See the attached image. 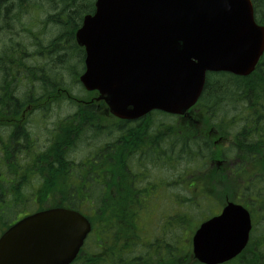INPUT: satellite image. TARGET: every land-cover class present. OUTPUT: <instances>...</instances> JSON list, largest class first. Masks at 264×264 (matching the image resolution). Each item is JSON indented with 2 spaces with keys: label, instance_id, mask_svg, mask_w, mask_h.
<instances>
[{
  "label": "trees",
  "instance_id": "16d2710c",
  "mask_svg": "<svg viewBox=\"0 0 264 264\" xmlns=\"http://www.w3.org/2000/svg\"><path fill=\"white\" fill-rule=\"evenodd\" d=\"M17 1L13 4L11 0H0V13L5 10L11 14L16 12L14 20L20 23L21 19L17 18L28 13L29 0ZM252 1L257 22L264 26V0ZM54 2L60 4L55 5ZM47 4V16L43 22L54 26L56 35L44 46L43 36L48 27L41 22V31L31 33L29 37V44L36 49L25 51L27 59L40 64L30 65V61L21 59L18 47L10 49L16 54L11 67H6L7 62L3 56L0 57L4 63L0 81V199L7 191H16L18 195L14 198L20 201L11 206L21 205L22 210L35 206L37 209L43 208V202L49 197L64 195L71 188L83 190L86 186L97 187L101 200L98 214L103 215L100 207L110 206L114 215L104 222L99 218L104 230L112 229L116 234L114 245L119 250L114 264H190L189 250L184 247L186 233L191 229L188 211L193 205L198 206L201 219L205 218L219 205L211 201L213 198L227 199L232 196L233 200H241L264 212V56L250 77L239 78L223 73L208 75L197 107L205 123L202 128L191 122L182 126L176 117L161 113L149 116L155 120L152 124L156 131H144V134L157 141L154 149L152 143L149 148L142 147L139 141L136 144L134 136L130 137L133 140H127L125 147L122 142L125 138H121L123 123L117 122L111 129L104 130L99 124H94L95 120L89 121L90 117L96 118L94 115H87V111L83 110H80L77 130L74 126L77 113L52 129L47 125L34 126L36 116L49 110L42 108L35 113L37 104L47 103V98L56 88L53 86L50 92L51 74L59 68L53 64L56 61L51 57L59 56L63 71L67 70L64 64L72 61L83 65L84 52L77 45L75 35L84 16L95 12L94 0H48ZM45 59L47 61L43 64ZM73 79L77 81L78 76ZM59 80L60 75L55 77V81ZM41 94L42 97H39ZM28 106L36 109L28 110ZM221 111L227 114L218 119ZM160 117L173 121L165 123ZM4 127L8 130H3ZM212 128L222 138L221 145H216L209 136ZM44 131H47L48 139H45ZM90 143L96 153L76 163L72 159L73 150L81 145L90 146ZM125 150L130 161L140 158L135 164L138 170L132 171L129 176L145 173V170L162 173L159 170L165 169L167 173L154 181L151 189H146L149 186L146 183L133 179L127 182L120 167ZM143 150L155 152L147 158ZM184 156L189 161L187 171L179 169ZM206 158L207 161L221 159L224 166L219 170L211 167L204 175L210 185L200 179L195 193L191 190L195 184H190L188 179L195 174L194 167L204 165ZM167 176L173 178L174 188L181 187L185 195L175 194L176 205H181V208L160 225L156 222L158 204L153 197L155 191L160 197L164 195L158 184L165 185L163 193L166 194ZM198 177L196 174L193 178ZM204 187L210 190L203 192L201 189ZM218 188L223 193H217ZM229 189H238L236 196ZM148 190L152 194H147ZM38 200L41 203H35ZM0 205L6 207L8 204L0 202ZM187 205H192L188 211L184 209ZM2 207L0 225L4 227L13 222L14 215L8 219L10 211ZM259 238L264 241V233ZM259 238L257 236L255 240L261 242ZM181 259L187 262H181ZM92 263L101 264L100 256L87 259L84 264Z\"/></svg>",
  "mask_w": 264,
  "mask_h": 264
},
{
  "label": "water",
  "instance_id": "95a60500",
  "mask_svg": "<svg viewBox=\"0 0 264 264\" xmlns=\"http://www.w3.org/2000/svg\"><path fill=\"white\" fill-rule=\"evenodd\" d=\"M76 39L87 53L82 84L100 91L121 119L153 110L184 115L200 99L207 72L248 77L264 55L251 0H97ZM251 228L249 212L228 204L196 232L195 258L234 259ZM90 230L77 212H39L3 235L0 264H70Z\"/></svg>",
  "mask_w": 264,
  "mask_h": 264
},
{
  "label": "rangeland",
  "instance_id": "374dc122",
  "mask_svg": "<svg viewBox=\"0 0 264 264\" xmlns=\"http://www.w3.org/2000/svg\"><path fill=\"white\" fill-rule=\"evenodd\" d=\"M56 1L60 2V0H56ZM17 2H18L17 0H11V3H13V4H15ZM47 2H48V0H29L28 1L29 13L27 15H25L24 17H23V15H21L19 18H17L18 20L21 19L20 23H17L14 20V19H16V18H14V17H16V12L11 14V13H8L7 10H5V11H2L0 13V53H2L1 51L5 48H8V49L12 48L15 50L18 47V51L20 53H23L25 51H34L36 49L35 47H33L29 44L30 43L29 37H30L31 33H38L41 31V26L39 25L38 22L45 19L47 16V13L44 12V10L47 7H49ZM53 4L59 5L60 3L54 2ZM39 5H42V7H43L42 10L35 8V7H38ZM55 35H56L55 29L48 28L45 31L43 38L50 39V38L55 37ZM57 57H59V56H56L54 58L51 57V60L54 59V61H56V63L53 62V64L55 66L61 67V65H63V64L58 60ZM64 65L66 66L65 68L67 69L66 73L70 77H74L75 75H80L82 72V68H81L80 63H78L76 61H72V62H69V63L64 64ZM67 83H69V88L74 92V94H76L78 96L79 95L83 96V93L80 91L78 86L74 85L73 82H70L69 80H67ZM23 91L24 90H21V92H23ZM72 113H74V109H72L68 106H62V107H59L57 109L54 108L52 110V113L50 114V116H51L50 121L52 123H54V122L58 121L59 119L66 118L67 116H69ZM226 114H227V112L221 111L218 114V119L223 118L224 116H226ZM159 119L163 120L165 123H171L173 121L172 119L167 118V117H160ZM3 130H8V129L4 127ZM212 136L215 137V142H217L218 137L214 134ZM88 152L89 151L86 148V146L82 145L75 151V153L73 154V158H75L77 161H79L80 160L79 158L86 156L88 154ZM207 160L208 159L206 158V163H205L206 166L205 167H204L205 164L204 165L202 164L198 167H194L196 169V172L191 178L189 177V179H188L189 181L191 180L190 184L192 182L195 184L194 188L193 189L191 188V190L195 193H197V189H196L197 185L196 184L199 182L200 179L206 180L207 185H210V182L208 184V180L204 177V175H206L208 173V171L210 169H212L211 167L215 166V165H212V163L214 161H217V160H213V161H211V160L207 161ZM179 169L184 170V171H187L189 169V161H188L187 156L182 157L181 162L179 164ZM199 169H201V170H199ZM159 171H161L164 174H162L160 172H157L155 174H151L150 176H151L152 180L160 179V178L164 177L165 174L167 173V171L165 169L159 170ZM196 174L200 177L193 178ZM201 190H203V192H204V191H209L210 189H209V187H206V188L204 187ZM174 191H175L174 192L175 194L185 195V192L182 190L181 187L176 188V186H175ZM211 191H213L212 188H211ZM228 191H232V194L234 196H236V192H238V189L237 190L229 189ZM224 192H226V191H224ZM217 193H223L221 188H218ZM227 195L229 196V193ZM227 199L233 200L235 198H232V196H229V198H227ZM213 200H214L213 201L214 203H216V202L218 203L219 201L223 202L226 199H215V198H213ZM164 202H165L164 204L158 206V212H157L158 219H159V221H161V223L164 221V216H166V214L169 211H171L173 213L174 211L177 212V210H179L181 208V205L170 204L166 200H164ZM219 204H221V203H219ZM187 206H184V209H187V211H188V209L192 205H187ZM167 207L169 209H167ZM110 208H111L110 206L100 207V209L103 211L102 212L103 215L101 216L102 222L106 221L110 217L111 218L114 217V215L110 211ZM250 209L253 212L255 219L260 222L258 228L260 230V236H261L264 233V212L259 207H255L253 205H250ZM33 210H36L35 206H28L26 209H23L20 211H27L28 212V211H33ZM199 210H200V207L193 205L188 211L190 216H191L190 223H189V226L191 227V229L189 228L188 232L186 233V240L187 241L192 240V238L195 234V232H193V231L198 227V225L200 223L199 219H201V212H199ZM155 218L157 220L156 216H155ZM183 239L185 240V238H183ZM104 241L106 243H108V241H106V240H104ZM91 244H92V241L89 243L88 247H90ZM185 244H188V242H186ZM118 250H119V248L115 247L112 250V252L115 255H117Z\"/></svg>",
  "mask_w": 264,
  "mask_h": 264
},
{
  "label": "flooded vegetation",
  "instance_id": "af4514ba",
  "mask_svg": "<svg viewBox=\"0 0 264 264\" xmlns=\"http://www.w3.org/2000/svg\"><path fill=\"white\" fill-rule=\"evenodd\" d=\"M56 95H52V99H56ZM97 97V96H96ZM96 98L93 101H89L86 103V111H88L89 115H96V113L99 114H107L108 115V111L106 106L104 105L103 102H98L96 101ZM45 104H41V107H43ZM80 113L78 114L77 118H74V126L75 129H79V117H80ZM181 120V118H179ZM95 120L96 122L94 123L96 126L102 125L101 123V119H94L92 117H90L89 121ZM119 122L123 123L122 125V133L123 135H121V138H125L122 139V142L124 144V146L126 147L127 143H128V139L133 140L132 138H130L131 136L135 137L134 142L136 144H138V141L141 143L142 147L145 148H149L150 143H152V147L153 149L157 146V141H155L154 137H149L148 135L144 134V131H156V128H154V124H152V122H155L154 119H151L149 116H146L144 118H140V119H136V120H120ZM151 122V123H150ZM153 126V127H152ZM104 128L106 129L107 126H104ZM142 136V137H141ZM141 137V139L139 140V138ZM143 152L146 154V157L148 158L150 155H154L155 150H143ZM157 154V153H156ZM127 150L124 151V155H123V165H120L122 171L125 173V179H127V182L129 179H133L136 180L138 183H146L147 185L149 184L148 187H146V189H151L152 184H151V172L149 170H145V173H141L138 175H133V176H129V174L132 173V171H137L138 168L135 165L138 160L140 161L139 157L133 158L131 161L128 159L127 156ZM87 187V186H86ZM72 191L71 194H69L68 196H62L61 197V203L62 204H73V203H81L82 200H84V202L88 203V204H97L101 201H95L93 198H90L88 195L84 194L82 191H79V189L77 188L76 190H74L73 188L70 189ZM148 194V191H147ZM84 196V197H82ZM159 198V197H158ZM160 199V198H159ZM8 199L2 198L0 199V202H7ZM253 226H256L255 221L253 220ZM107 261L109 262V259L114 257L115 254L114 253H110L108 252L106 255ZM117 264V263H115Z\"/></svg>",
  "mask_w": 264,
  "mask_h": 264
},
{
  "label": "bare ground",
  "instance_id": "6f19581e",
  "mask_svg": "<svg viewBox=\"0 0 264 264\" xmlns=\"http://www.w3.org/2000/svg\"><path fill=\"white\" fill-rule=\"evenodd\" d=\"M195 234H196V233H195ZM195 234H194V236H195ZM194 236H193L192 240L194 239Z\"/></svg>",
  "mask_w": 264,
  "mask_h": 264
}]
</instances>
